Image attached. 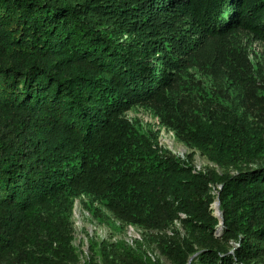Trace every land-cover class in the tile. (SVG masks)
Masks as SVG:
<instances>
[{"label":"trees","instance_id":"trees-1","mask_svg":"<svg viewBox=\"0 0 264 264\" xmlns=\"http://www.w3.org/2000/svg\"><path fill=\"white\" fill-rule=\"evenodd\" d=\"M238 30L264 40V0H0V264H64L72 247L43 212L83 193L131 224L180 221L176 250L159 242L171 264H264V128L172 120L225 169L202 172L121 118L168 108L196 51Z\"/></svg>","mask_w":264,"mask_h":264},{"label":"rangeland","instance_id":"rangeland-1","mask_svg":"<svg viewBox=\"0 0 264 264\" xmlns=\"http://www.w3.org/2000/svg\"><path fill=\"white\" fill-rule=\"evenodd\" d=\"M169 97L168 108L137 104L121 118L170 154L190 160L198 171L225 172L184 141L171 122L183 118H223L232 112L264 128V40L238 30L203 44L194 59L178 72ZM230 172L236 170L231 168ZM217 201L213 210L219 215L222 210ZM43 213L54 219L56 233L72 247L70 255L60 258L64 264H147L150 259L171 264L159 242L167 237L176 250L178 237L173 229H178L182 236L186 234L178 220L162 230L125 222L110 210L106 201L92 194L71 196ZM221 230V226L217 228L219 234Z\"/></svg>","mask_w":264,"mask_h":264},{"label":"water","instance_id":"water-1","mask_svg":"<svg viewBox=\"0 0 264 264\" xmlns=\"http://www.w3.org/2000/svg\"><path fill=\"white\" fill-rule=\"evenodd\" d=\"M217 205H220V200L218 199V201H217ZM219 218H220V220H221V227H222V225L224 224V218H223V212L221 213V214H219V215H217Z\"/></svg>","mask_w":264,"mask_h":264}]
</instances>
